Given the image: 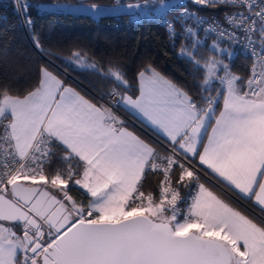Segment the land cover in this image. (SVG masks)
<instances>
[{
	"label": "snow or ice",
	"instance_id": "1",
	"mask_svg": "<svg viewBox=\"0 0 264 264\" xmlns=\"http://www.w3.org/2000/svg\"><path fill=\"white\" fill-rule=\"evenodd\" d=\"M14 4L28 27L30 7H51ZM152 11L201 73L197 90L150 63L134 88L123 64L76 50L69 62L112 81L105 102L49 65L23 95L0 87V264H264V0H158ZM236 48L246 78L232 70Z\"/></svg>",
	"mask_w": 264,
	"mask_h": 264
},
{
	"label": "trees",
	"instance_id": "2",
	"mask_svg": "<svg viewBox=\"0 0 264 264\" xmlns=\"http://www.w3.org/2000/svg\"><path fill=\"white\" fill-rule=\"evenodd\" d=\"M57 2L68 3L69 7L79 3L104 6L118 0H28L30 5L51 6L43 13L34 6L28 9L33 21L31 27L24 23L23 12L18 13L14 0H0V87L7 86L13 94L23 95L35 86L39 66L49 65L66 83L95 102L103 103L98 96L109 91L112 81L90 70H80L74 62H69L70 53L76 50L86 54L89 62H99L105 69L110 62L123 64L134 88L137 69L150 63L187 90L198 89L201 73L178 57L179 41L174 48L158 15H143L140 21L131 19L128 13L94 17L71 9L57 10ZM33 32L38 34L43 50L34 44ZM249 67L250 61H245L243 56L237 54L233 59L232 70L244 78L249 74ZM127 123L142 136L149 135L141 126ZM152 184L154 179L149 177L146 186ZM244 205L247 207L242 208L249 215L256 216L252 212L259 215L258 208Z\"/></svg>",
	"mask_w": 264,
	"mask_h": 264
},
{
	"label": "rangeland",
	"instance_id": "3",
	"mask_svg": "<svg viewBox=\"0 0 264 264\" xmlns=\"http://www.w3.org/2000/svg\"><path fill=\"white\" fill-rule=\"evenodd\" d=\"M158 2V0H118L117 3L113 5H97L99 8L104 9V14H120V13H128L130 15L131 19L137 20V14L139 15H158V13H155L152 11V6L155 5ZM170 2H175V0H170ZM129 4H138V8H132L129 9L127 8V5ZM92 4H87V3H79V4H73L70 9H77L81 13H86L90 14L94 17H98L100 15H94L93 14V9L91 8ZM147 9V11H145ZM205 9V8H203ZM235 59V58H234ZM233 60L231 61V63ZM209 184H211L209 181L206 180ZM212 185V184H211ZM219 189V188H218ZM217 189V190H218ZM220 194H222L224 197L227 198V196L222 193L220 190H218ZM239 206V205H237ZM245 207V206H244ZM246 208V207H245ZM243 211L244 209L241 208ZM249 210V209H248ZM254 215L258 216L256 213L252 212ZM246 214H248L246 212ZM249 215V214H248ZM251 216V215H250Z\"/></svg>",
	"mask_w": 264,
	"mask_h": 264
},
{
	"label": "built area",
	"instance_id": "4",
	"mask_svg": "<svg viewBox=\"0 0 264 264\" xmlns=\"http://www.w3.org/2000/svg\"><path fill=\"white\" fill-rule=\"evenodd\" d=\"M189 7L191 8L192 6L189 5ZM200 13L203 14V15H205V16H212V15L219 16L220 15L219 12L213 13V11H206L205 9H200ZM172 15H175V12H173L172 14H170L169 18H171ZM136 17H137V20H139V21L144 18L143 15H139V14H137ZM235 51H236L237 54H239L240 49L239 48H236ZM98 98L101 101H103V102H105V100H106V97L104 95H99ZM115 111L117 112V114H121L120 109H116ZM128 121L131 122L132 124L136 125L131 119H128ZM202 177L205 178L207 181H209L211 184H214L215 183V181H213L210 177H205L203 175H202Z\"/></svg>",
	"mask_w": 264,
	"mask_h": 264
},
{
	"label": "crops",
	"instance_id": "5",
	"mask_svg": "<svg viewBox=\"0 0 264 264\" xmlns=\"http://www.w3.org/2000/svg\"><path fill=\"white\" fill-rule=\"evenodd\" d=\"M68 9H70V7L68 8ZM73 11H78L77 9H72ZM120 112H121V114H118L119 116H121V118H123L126 122L128 121V119H131L136 125H137V127L138 126H140L139 125V123L138 122H136V121H134L133 119H132V117H130L127 113H125L122 109H120ZM141 128V127H140ZM205 179V178H204ZM206 180V179H205ZM204 180V182L205 183H207V184H209L208 182H206ZM209 186H212L211 184H209ZM219 187H217V189H218ZM218 190H220L222 193H224L225 194V190H221V189H218ZM220 194V193H219ZM222 195V194H221ZM223 196V195H222ZM224 198H226V197H224ZM227 199V198H226ZM243 207H244V205H243Z\"/></svg>",
	"mask_w": 264,
	"mask_h": 264
},
{
	"label": "water",
	"instance_id": "6",
	"mask_svg": "<svg viewBox=\"0 0 264 264\" xmlns=\"http://www.w3.org/2000/svg\"><path fill=\"white\" fill-rule=\"evenodd\" d=\"M57 6H65V7H57ZM68 8H69L68 3H65V2H57L55 5V9L61 10V11H68ZM138 127H140V126H138ZM141 129H143V128H141ZM245 207H247V206H245Z\"/></svg>",
	"mask_w": 264,
	"mask_h": 264
}]
</instances>
